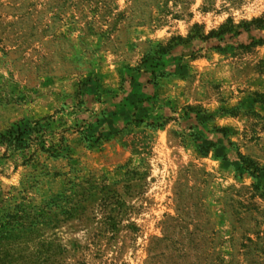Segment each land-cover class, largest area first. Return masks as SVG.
I'll use <instances>...</instances> for the list:
<instances>
[{"label": "rangeland", "instance_id": "rangeland-1", "mask_svg": "<svg viewBox=\"0 0 264 264\" xmlns=\"http://www.w3.org/2000/svg\"><path fill=\"white\" fill-rule=\"evenodd\" d=\"M0 264H264V0H0Z\"/></svg>", "mask_w": 264, "mask_h": 264}, {"label": "trees", "instance_id": "trees-1", "mask_svg": "<svg viewBox=\"0 0 264 264\" xmlns=\"http://www.w3.org/2000/svg\"><path fill=\"white\" fill-rule=\"evenodd\" d=\"M229 24H231V21L228 22V25H229ZM228 25L226 24V25H223V26L221 27V29H220V33H219L220 35L224 34L226 31H228V29H227V28H228ZM232 28H233V26H231V29H232ZM215 34H216V32H212V33H211V35H215Z\"/></svg>", "mask_w": 264, "mask_h": 264}]
</instances>
